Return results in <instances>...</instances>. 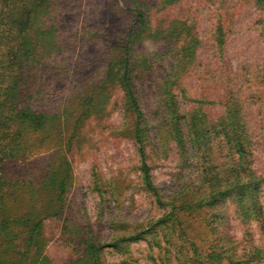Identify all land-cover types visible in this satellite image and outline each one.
<instances>
[{"label": "rangeland", "instance_id": "rangeland-1", "mask_svg": "<svg viewBox=\"0 0 264 264\" xmlns=\"http://www.w3.org/2000/svg\"><path fill=\"white\" fill-rule=\"evenodd\" d=\"M64 1L55 15L62 27L60 51L50 59L63 67L60 72L64 75L60 73L52 80L51 91L46 89L34 104L63 113L66 122L63 136L70 137L78 116V112L72 113V103L77 100L70 88L74 81L89 80L96 85L106 77L110 62L119 53L111 49L114 38L128 28L129 16L120 0ZM147 1L152 5L153 27L160 29L168 25L166 22L185 18L195 23L199 32L201 44L193 68L178 81L189 98L180 97L179 112H191L204 100L213 103L203 109L209 119L216 120L224 114L229 90L230 97L236 100L234 109L244 123L248 140L252 141L246 173L251 170L262 182L257 204L253 202V215L244 217L237 211L236 195L213 212V209L179 210L182 229L171 224L165 232L161 227L151 229L169 212L172 200L181 205L192 199L189 196L193 191L185 192V187L199 185L201 175L198 161L202 151H191L193 145L187 138L188 154L184 155L186 165L183 164L177 155V143L164 122L160 63L155 72L144 73L136 81L138 98L150 125L146 156L159 198L147 191L140 150L130 137L136 118L124 112V92L114 86L102 105L103 111L83 120L78 127L74 148L67 153L71 178L59 215L48 199L43 202L40 212L47 218L40 237L41 254L50 258L52 264H86L82 251L85 246L78 248L77 235L92 229L106 238L103 244L108 245L102 254L106 264H264V6L253 0L235 7L222 48L215 32L216 17L227 2L238 4L237 0H183L172 7L165 6L164 0ZM160 39L140 44L136 55L141 58L140 54L146 53L148 57L169 49L170 40ZM173 92L180 94L174 89ZM219 141L217 137L208 151H203L212 153V162L221 170L222 164L232 163V155L228 146L220 147L223 143ZM52 148L37 150L32 159L50 160L54 155ZM139 232L149 233L110 247L113 242L128 235L135 237ZM18 242L27 250L24 240ZM215 250L226 259L209 262L206 257Z\"/></svg>", "mask_w": 264, "mask_h": 264}, {"label": "trees", "instance_id": "trees-1", "mask_svg": "<svg viewBox=\"0 0 264 264\" xmlns=\"http://www.w3.org/2000/svg\"><path fill=\"white\" fill-rule=\"evenodd\" d=\"M181 1L183 0H164L163 4L172 7ZM254 1L264 6V0ZM64 2L0 0V264H52L50 258L41 254L43 247L40 237L43 236L44 220L47 218L42 216L41 207H44L43 202L48 199L51 207H57L56 215H59L71 178L67 169L70 160L67 153L74 148L78 127L83 120L103 111L102 105L114 86L124 92V112L133 114L136 118L130 137L140 150L141 171L147 191L159 198L146 156L147 145L150 143L147 142L150 125L138 98L136 81L144 73L155 72L160 63L163 64L159 88L160 102L165 106L162 109L164 122L177 143V155L183 164L186 165L183 159L188 154L187 138H190L193 145L191 151H202L198 161L201 175L199 185L187 184L185 187V192L193 191L189 196L192 199L187 204L182 203L183 206L172 200L168 204L171 207L169 212L157 220L151 229L161 227V231L165 232L170 224L182 229L179 210L213 209V212L214 208L236 195L240 196H236L234 200L237 211L244 217H251L253 202L257 204V193L262 182L251 170L246 173L252 141L248 140L244 123L234 109L237 103L234 97H230L231 90L227 94L224 114L216 120L209 119L203 109L206 104L213 103L204 100L199 101L191 112H179L182 110L180 97L188 96L178 81L190 73L201 44L195 23L192 24L185 18L175 19L166 22L168 25L159 29L153 27L152 5L149 1L120 0L129 20L126 23L128 28L121 36L114 38L115 43L111 46L114 51L119 50L117 58L110 62L106 77L98 84L79 80L74 81L70 88L77 100L72 103V113L78 112L72 135L63 136V127L66 126L63 113L47 111L42 105L34 104L37 96L46 89L51 91V81L62 74L60 69L63 67L55 59H50L60 51L62 27L59 16L55 15L62 9ZM242 2L253 3V0H237L238 4L227 2L217 14L215 32L222 48L227 37L225 29L230 15ZM98 34L109 37L107 33ZM158 39L170 40L169 49L148 57L144 52L140 54L141 58L136 55L140 44H144L146 40L158 42ZM173 89L180 91V94L173 92ZM217 137H220V144L223 143L220 147L228 146L230 157L232 155V163L222 164L221 170L212 162V153L203 151H208ZM53 146L56 147L52 148ZM48 147L54 152L50 160L32 159L37 150ZM141 233L133 234L135 237L132 238L129 235L123 237L110 244V247L136 240L149 232ZM20 240L26 242L27 250L21 248V242H18ZM105 240L102 233H94L92 229L86 234L77 235L78 248L85 246L82 251L86 264H106L102 257L103 250L108 245L103 244ZM30 250L33 253L32 259ZM206 259L209 262H222L226 257L215 250Z\"/></svg>", "mask_w": 264, "mask_h": 264}]
</instances>
